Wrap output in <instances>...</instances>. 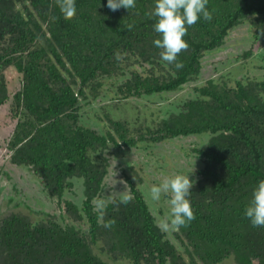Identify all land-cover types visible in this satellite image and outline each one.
Returning a JSON list of instances; mask_svg holds the SVG:
<instances>
[{
    "label": "trees",
    "instance_id": "obj_1",
    "mask_svg": "<svg viewBox=\"0 0 264 264\" xmlns=\"http://www.w3.org/2000/svg\"><path fill=\"white\" fill-rule=\"evenodd\" d=\"M75 4L64 16L60 0H0V134H8L11 162L30 165L51 196L63 199L74 185L68 179H82L89 226L84 234L73 224L12 211L0 217V264H185L184 253L201 264L228 257L235 264H264V227H253L243 213L264 179L263 75L234 86L206 80L158 121L131 118L132 131L128 120L110 111L100 130L79 122L81 105L109 88L116 106L198 79L201 57L220 50L235 25L247 16L257 29L264 24V0H208L212 19L188 27L179 70L163 62L153 44L159 38L151 15L155 0L116 11L107 0ZM201 133L209 136L205 148L195 149L206 164L189 195L195 218L172 232L177 245L154 223L128 178L131 201L109 202L100 219L91 201L104 186L110 147ZM64 203L80 217L76 204Z\"/></svg>",
    "mask_w": 264,
    "mask_h": 264
},
{
    "label": "rangeland",
    "instance_id": "obj_2",
    "mask_svg": "<svg viewBox=\"0 0 264 264\" xmlns=\"http://www.w3.org/2000/svg\"><path fill=\"white\" fill-rule=\"evenodd\" d=\"M250 54L245 56L244 53ZM201 74L196 80L186 81L180 88L156 93L143 98H127L124 102H117L113 106L112 96L115 91L108 89L107 93L100 92L99 100L91 99L82 104L80 112L81 124L89 127H100L106 121L105 113L110 111L122 120H128L132 131V120L136 117L145 118L146 123H154L166 112L186 99L193 96V88L213 79L216 83L234 86L236 80L255 79L264 77V24L257 29L253 16H247L238 25H235L225 37L224 46L220 50H213L201 57ZM226 85V86H227ZM114 88V87H113ZM105 94V95H104ZM104 96V97H103ZM103 97V98H102ZM101 99V100H100ZM181 100V102H179ZM101 106H106L101 108ZM100 108V109H99ZM100 118L102 122L95 124ZM145 123V124H146ZM102 128V127H101ZM105 130V127H104ZM0 134V217L16 211L28 215L33 221L51 217L61 224H73L82 233L86 234L89 226L83 213L82 200L84 198L82 179L71 177L74 185L63 194V199L51 196L31 166L16 165L11 162L12 150L7 145L8 134ZM208 134L180 135L165 141H148L144 146H121L118 149L110 147L111 151L105 155L109 159L107 174L104 176L103 188L91 201L94 210L102 218L105 206L115 199L130 194L127 178L139 188L148 209L153 216L154 223L158 226L168 217V196L162 194L159 201L150 198L149 189L153 184H158L164 177H171L179 172H189V179L193 185L199 179V170L206 165L205 159L200 156L196 148H205ZM147 174V175H146ZM10 189V190H9ZM105 197V198H104ZM63 200V201H62ZM64 200L77 206L75 216L66 211ZM171 227L165 232L169 240L178 243L172 238ZM96 252H101L100 246H94ZM183 250V249H182ZM185 264H195L194 259H189L184 253ZM115 264H132L130 260H120ZM196 264H201L196 262ZM217 264H235L233 257L224 258Z\"/></svg>",
    "mask_w": 264,
    "mask_h": 264
},
{
    "label": "clouds",
    "instance_id": "obj_3",
    "mask_svg": "<svg viewBox=\"0 0 264 264\" xmlns=\"http://www.w3.org/2000/svg\"><path fill=\"white\" fill-rule=\"evenodd\" d=\"M207 4L208 0H155L151 15L155 17L153 30L159 34V38L154 39L153 44L161 50L160 59L163 62L173 64L177 70L183 67L177 57L182 50L188 48L184 39L188 27L198 19H212ZM135 6L136 0H107V7L112 11L121 7L129 10ZM60 8L64 16L72 15L76 8L75 0H60ZM190 172H179L174 176L164 177L160 183L153 184L149 189L153 201H159L162 194L168 196V217L158 225L162 231H167L169 227L178 230L195 218L189 200L193 185L188 175ZM131 199L130 194H125L120 202L126 204ZM243 213L253 227H264V179L257 181ZM105 227H110V224H105Z\"/></svg>",
    "mask_w": 264,
    "mask_h": 264
},
{
    "label": "bare ground",
    "instance_id": "obj_4",
    "mask_svg": "<svg viewBox=\"0 0 264 264\" xmlns=\"http://www.w3.org/2000/svg\"><path fill=\"white\" fill-rule=\"evenodd\" d=\"M25 42V41H24ZM5 49V48H4ZM21 51V50H20ZM47 65V64H46ZM21 67V66H20ZM30 68V67H29ZM48 71H49V69H48ZM31 74V73H30ZM52 75V74H51ZM30 76V75H29ZM52 83V82H51ZM83 84V83H82ZM206 92V91H205ZM74 101V100H73ZM39 111V110H38ZM38 116V115H37ZM45 159V158H44ZM46 160V159H45ZM147 175V174H146ZM10 190V189H9ZM105 198V197H104ZM81 217V216H80ZM2 220V219H1ZM94 225V224H93ZM17 232V231H16ZM8 233V232H7ZM152 233V232H151ZM153 239V238H152ZM122 246V245H121ZM65 253V252H64ZM219 263V262H218ZM195 264H196V262H195Z\"/></svg>",
    "mask_w": 264,
    "mask_h": 264
}]
</instances>
